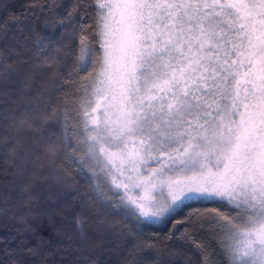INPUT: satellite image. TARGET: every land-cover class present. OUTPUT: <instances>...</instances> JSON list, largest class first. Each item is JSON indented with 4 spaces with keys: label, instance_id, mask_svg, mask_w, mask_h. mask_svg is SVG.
<instances>
[{
    "label": "snow or ice",
    "instance_id": "snow-or-ice-1",
    "mask_svg": "<svg viewBox=\"0 0 264 264\" xmlns=\"http://www.w3.org/2000/svg\"><path fill=\"white\" fill-rule=\"evenodd\" d=\"M92 7L99 13V33L94 45L80 42L79 71L87 72L97 52L101 65L90 111L84 112L87 134L75 127L71 132L85 140L84 155L69 139L67 118L55 109L40 123L59 125L51 136L63 139L83 182L114 215L139 228L188 209L173 228L186 225L181 238L200 264H264V0H96ZM82 8L77 0L68 24L63 15L57 22L72 27ZM58 53L38 55L36 67L56 75ZM11 67L5 65L3 73ZM55 139L48 145L53 163L59 159ZM97 157L99 170L92 163ZM108 177L112 195L100 191ZM121 190L127 204L114 199ZM25 204L17 200L15 207ZM196 204L205 208L194 209ZM0 211H10L7 198ZM2 239L16 241L3 253L11 264H26L18 258L24 250L36 258L32 264H56L46 259L47 250L28 248L18 235ZM133 255L134 264H168L173 253L135 244Z\"/></svg>",
    "mask_w": 264,
    "mask_h": 264
},
{
    "label": "trees",
    "instance_id": "trees-1",
    "mask_svg": "<svg viewBox=\"0 0 264 264\" xmlns=\"http://www.w3.org/2000/svg\"><path fill=\"white\" fill-rule=\"evenodd\" d=\"M53 2L62 6L59 11L48 9ZM95 2L80 0V17L74 18L72 27H65L57 22L58 17L63 15L64 25L68 24L67 13L77 0H0V209L7 198L10 210L7 214L0 211V264H11L3 254L5 248L11 252L16 243L3 241L9 235H18L28 248L38 245L47 250L46 259L56 264H134L135 244L170 250L173 255L168 264H200L195 250L181 238L186 225L173 228L188 209L173 220L139 228L114 215L96 190L83 182L63 150V139L51 136L59 125L51 128L40 123L45 116L54 115L55 109L62 119L67 118L69 139L84 155L85 140L71 132L73 127L85 132L88 94L82 93L100 67L101 52L94 53L86 73L79 71L78 64L80 42L94 45L92 37L99 33V13L92 7ZM40 6H44L43 12ZM30 7L37 10L29 12ZM41 44L43 48H39ZM49 53L60 57L56 75L36 67L37 56ZM5 65L12 66L6 74ZM45 105L46 113L41 111ZM50 138L56 143V163L48 148ZM100 191L109 195L106 187ZM17 200L26 202L22 210L15 207ZM204 208L194 205V209ZM77 221L86 236L83 241ZM18 258L26 264L36 261L26 250L18 252Z\"/></svg>",
    "mask_w": 264,
    "mask_h": 264
},
{
    "label": "rangeland",
    "instance_id": "rangeland-1",
    "mask_svg": "<svg viewBox=\"0 0 264 264\" xmlns=\"http://www.w3.org/2000/svg\"><path fill=\"white\" fill-rule=\"evenodd\" d=\"M101 58H102V52H101ZM101 60V59H100ZM100 65H101V61H100ZM100 70V67L98 69V71ZM97 71V72H98ZM97 74V73H96ZM96 76V75H95ZM94 76V78H95ZM94 78L91 80V82L89 83V89H88V101L91 99V95H90V92H91V86L93 85V81H94ZM85 110H89L90 111V108H88V102H87V106H86V109ZM85 112V111H84ZM84 117V116H83ZM84 126H85V117H84ZM87 134V133H86ZM93 166L96 168V169H101V165H102V158L101 157H97V158H94L93 161ZM104 171V174L107 176V169H103ZM109 179V184L104 186L106 187V189L109 191V195H112V193L115 191L114 189V186L111 185L110 183V177H108ZM114 199H116V202L117 203H124V204H127V201L123 199V194H122V190H121V196L120 197H114ZM160 223L158 224H154V225H159Z\"/></svg>",
    "mask_w": 264,
    "mask_h": 264
}]
</instances>
